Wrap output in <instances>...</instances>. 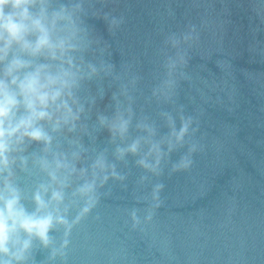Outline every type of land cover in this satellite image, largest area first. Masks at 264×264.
I'll return each instance as SVG.
<instances>
[{"label":"water","instance_id":"95a60500","mask_svg":"<svg viewBox=\"0 0 264 264\" xmlns=\"http://www.w3.org/2000/svg\"><path fill=\"white\" fill-rule=\"evenodd\" d=\"M62 2L82 5L92 40L83 56L95 68L71 135L83 166L102 154L111 167L94 206L67 236L58 225L48 247L34 241L29 264H264V0ZM153 144L155 171L138 163H154ZM83 206L71 204L70 223Z\"/></svg>","mask_w":264,"mask_h":264},{"label":"clouds","instance_id":"9594fccd","mask_svg":"<svg viewBox=\"0 0 264 264\" xmlns=\"http://www.w3.org/2000/svg\"><path fill=\"white\" fill-rule=\"evenodd\" d=\"M91 44L80 3L0 0V264H29L34 241L48 247L58 225L67 236L109 178L111 166L102 154L83 166V146L71 135L82 127V84L95 72L83 56ZM182 60L179 54L168 58L170 74ZM191 124L189 118L173 133L169 151L183 144ZM33 144L41 146L39 152H29ZM153 154L154 163L147 158L138 163L155 171L162 156L158 145H151L146 157ZM191 163L185 157L180 166ZM110 174L116 176L114 170ZM39 175L45 179L30 189L23 186L22 181ZM70 188L73 199L66 203ZM77 200L84 206L70 223L66 214Z\"/></svg>","mask_w":264,"mask_h":264}]
</instances>
